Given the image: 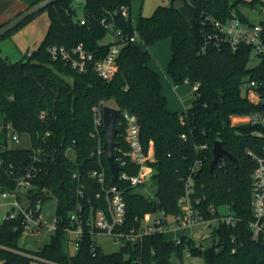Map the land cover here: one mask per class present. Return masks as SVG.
<instances>
[{"label": "trees", "instance_id": "1", "mask_svg": "<svg viewBox=\"0 0 264 264\" xmlns=\"http://www.w3.org/2000/svg\"><path fill=\"white\" fill-rule=\"evenodd\" d=\"M82 1V17H77L76 0H58L39 11L48 12L49 27L31 54L27 50L19 60L0 54L3 136L0 142L4 145L0 149V193L14 189L18 179L32 170L33 186L27 191L28 198L36 205L55 197L58 217L57 230L35 251L19 244L25 232L21 215L3 219L0 223L2 264L34 261L40 264H176L172 257L182 259L187 248L192 255L203 256L205 264H264V243L251 239L247 226L252 216L255 163L246 152L247 148L256 151L262 148L264 125H233L231 120L233 114L255 109L244 94L242 80L248 74L254 77L258 74L249 66L248 45L234 51L228 45L207 46L204 40L205 30L211 28L208 17L227 21L238 15L249 21L242 6L253 8L257 3L264 5V0H185L180 7L172 0L170 5L157 6L150 16L140 15L137 22L131 16L132 0ZM122 7L128 9V16L121 13ZM39 12L0 36V41ZM82 18L85 23H81ZM102 19L114 27L106 26ZM116 30L124 38L138 30L144 44L127 42L123 46L118 70L110 80L99 76L93 63L81 72L54 60L47 50L52 44L71 47L82 42L98 59L108 48V43H102L101 39L109 31L116 34ZM164 38H171L172 56L167 71L173 82L199 84L192 105L182 112L169 109L162 76L149 65L152 55L148 47ZM98 104L136 114L145 148L151 143L154 147L156 160L151 162L152 183L156 184L154 197L145 195L140 185L118 181L127 201L125 228L139 225L148 212L164 210L166 214L183 215L179 199L186 192V181L194 166L197 170L192 174V195L201 197L204 216H215L209 211L211 205L216 208V215L221 213L219 207L228 206L242 218L237 226L217 223L209 235L208 245L197 242L193 236L182 235L178 243L164 233H153L145 236L139 249L126 244L120 251L111 253L95 244L86 227L79 249L70 253L66 232L72 223L70 211L82 203L87 216L91 206L104 203L96 197L101 187L89 176V171L99 167L101 160L108 179L112 176L105 151L100 160L97 153L92 154L105 143L102 129L96 137L92 136L96 132L94 107ZM182 115L184 121L180 118ZM9 129L21 137L27 136L30 145L8 147ZM116 140L118 146L128 148L123 136ZM216 140L222 141L236 160L224 156L211 169ZM115 153L121 155L118 150ZM124 169L135 174L139 166L128 160ZM82 184H85L83 194L79 192ZM93 247H96L94 254Z\"/></svg>", "mask_w": 264, "mask_h": 264}, {"label": "built area", "instance_id": "2", "mask_svg": "<svg viewBox=\"0 0 264 264\" xmlns=\"http://www.w3.org/2000/svg\"><path fill=\"white\" fill-rule=\"evenodd\" d=\"M121 13L124 16L129 15L126 7H122ZM102 22L106 26L114 27L113 24L108 23L105 19H102ZM207 22L211 28L205 30V45H228L234 51L242 46L248 45L251 50L249 66L255 69L258 74L256 77L248 74L242 80L244 94L255 106V109L244 114H233L231 118L233 117L237 120L233 125H264V19L258 22L251 20L245 21L238 15H235L227 21L208 17ZM81 23H85V18L81 19ZM114 35L115 40L108 43L106 54L98 59H95L94 53L88 50L82 42L71 47L63 44H52L48 46L47 50L54 60L63 61L81 72L87 71L89 65L93 63V67L98 75L110 80L118 70L117 62L123 46L127 42L144 44L138 30H134V33L126 38H124L120 30H116V34ZM29 54H31V51ZM192 86L195 91L198 89L199 84L196 83ZM103 106V104H98L94 107V124L96 128V132H92V136L94 137L97 136L98 131L104 125ZM121 113V117L117 119V127L119 128L118 136H123L128 148L123 149L118 144L114 148V150H118L121 153V155L116 156L122 166L117 184L112 185L110 183L111 178L108 179L106 168L100 160L104 149L99 145L98 150L92 152V154L97 153L100 166L91 169L89 176L100 184L101 190L97 192L96 197L99 200H103L104 203L98 207L91 206L89 215L87 216L86 207L82 203H78L70 211L72 223L66 227V232L69 235V245L72 244L76 250L79 249L86 233V227H88L89 233L94 239L96 234L104 233L112 236L122 246L130 244L139 249L146 235L153 233L167 234L170 231L179 229L180 226L192 228L201 223H208L213 229L219 222L234 227L237 226L242 218L236 216L228 206H226L229 208L228 212H221L219 215H216V208L211 205L209 211L215 214V216L213 218H206L204 216L201 210V197H193L192 195V174L197 170V166H194L192 174L186 181V192L179 199V203L183 208V215L166 214L164 210L155 213L148 212L145 213L139 225L125 228L127 201L123 195V191L119 187L118 181L127 180L132 185L149 186V184H152V175L154 172L151 162L155 161L156 158L152 143L148 149L143 144L141 127L137 115L122 109ZM43 116L44 113L41 114V117ZM180 118L184 121L183 115ZM11 131L12 139L19 142L21 140L20 134L12 129ZM182 135L186 137L185 133ZM246 152L255 163L252 172V216L247 221V226L250 230L251 239L264 243V145L259 151L253 148H247ZM128 160L139 166L137 173L131 174L124 169ZM74 175L77 176L78 174L74 173ZM32 177L33 172L29 170L24 176L18 179L14 189L4 190L0 193V197L6 201L5 204L9 205V209L4 214L3 219H13L21 215L25 230L41 231L47 229L50 233L55 232L58 228V217L56 213L54 214L53 221L49 222L44 214L43 204L38 203L34 205L27 196L28 189L33 186L31 181ZM84 187L85 184L79 187V192L82 194ZM148 196L154 197V193ZM54 206L56 209V202ZM213 222L216 224L212 225ZM173 239L178 243L181 241V237ZM232 240L235 241L234 235H232ZM95 244H98L96 239ZM95 250L96 247H93V254ZM185 252L188 256L192 255L188 248L185 249ZM28 253L34 257H38L35 254ZM125 254L128 255V253ZM2 263L0 261V264ZM153 264H156V262H153Z\"/></svg>", "mask_w": 264, "mask_h": 264}, {"label": "rangeland", "instance_id": "3", "mask_svg": "<svg viewBox=\"0 0 264 264\" xmlns=\"http://www.w3.org/2000/svg\"><path fill=\"white\" fill-rule=\"evenodd\" d=\"M172 0H132L131 4V16L134 22H137L140 15L150 16L159 5H170ZM77 5V17L83 16L84 4L82 0H76ZM242 11L248 16L251 21L258 22L264 19V6L257 3L255 7L250 8L248 6H242ZM49 27V15L48 12L43 10L39 12L32 20L23 25L21 28L13 32L10 37H7L0 41V54L2 56H9L12 60H19L23 57L27 48L37 47L41 40L44 38ZM115 40V35L112 31H109L104 38L101 39L102 43H110ZM148 49L151 52V60L149 65L156 69L162 76L163 92L168 99V107L170 110L182 112L186 108L190 107L195 99V92L192 84L184 82L182 84H175L167 71V65L172 56L171 38H164L150 45ZM232 124L237 121L235 118H231ZM0 124L2 120L0 117ZM12 131L8 130L7 140L8 147L15 146H29L30 141L27 136H22L19 142L15 141L11 137ZM1 126H0V138ZM4 148L2 142H0V149ZM71 155V153H70ZM156 190V184L152 183L149 186L143 187L141 191L145 195H151ZM5 200L0 197V223L3 221L4 214L9 209V205L5 204ZM55 197L49 198L43 203V210L45 216L49 222H52L55 214ZM221 212H228L229 208L226 206L219 207ZM216 223L213 222L212 225ZM212 228L208 223H201L192 228L180 226L179 229L170 231L166 234L167 238H177L182 235L193 236L197 242L203 241L205 245L211 243ZM50 232L47 229L41 231H31L26 229L19 240L21 247L35 251L39 247H42L50 240ZM97 243L101 248L107 252L120 251L122 244L116 242L112 236L98 233L95 235ZM70 253H76V248L70 244ZM176 264H205V259L200 255L188 256L186 252L183 258L180 259L174 255L172 257ZM32 264H40V262L34 261Z\"/></svg>", "mask_w": 264, "mask_h": 264}, {"label": "water", "instance_id": "4", "mask_svg": "<svg viewBox=\"0 0 264 264\" xmlns=\"http://www.w3.org/2000/svg\"><path fill=\"white\" fill-rule=\"evenodd\" d=\"M58 0H39L32 5H30L28 8L24 9L19 14L15 15L13 18H11L8 22L0 26V36L5 35L12 29H14L16 26H18L20 23H22L26 18L29 16L39 12L40 10L47 7L49 4L54 3ZM185 3V0H175L174 5L176 7L183 6ZM75 7V5H73ZM121 109L112 105L105 104L103 106V120L104 125L102 128V132L105 135V143L103 146V149L106 154V158L109 163V169L111 171V184L116 185L117 180L119 177L120 170L122 169V166L118 162L116 158L115 153V146H117V137L119 134V128L117 127V119L121 117ZM213 159L211 161V169H214L217 162L220 158L223 156H228L233 160H236V158L227 150L224 148L222 141L216 140L213 144Z\"/></svg>", "mask_w": 264, "mask_h": 264}, {"label": "crops", "instance_id": "5", "mask_svg": "<svg viewBox=\"0 0 264 264\" xmlns=\"http://www.w3.org/2000/svg\"><path fill=\"white\" fill-rule=\"evenodd\" d=\"M36 1H38V0H0V26L2 24H4L6 21L13 18L19 12L28 8L32 3L36 2ZM34 48H36V47H29V48H27V50L31 51ZM7 57H9V56H7Z\"/></svg>", "mask_w": 264, "mask_h": 264}]
</instances>
